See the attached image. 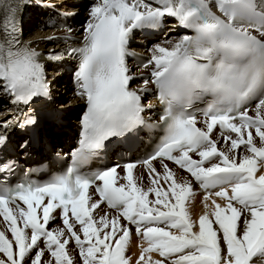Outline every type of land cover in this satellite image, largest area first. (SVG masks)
Here are the masks:
<instances>
[{
  "label": "snow or ice",
  "instance_id": "1",
  "mask_svg": "<svg viewBox=\"0 0 264 264\" xmlns=\"http://www.w3.org/2000/svg\"><path fill=\"white\" fill-rule=\"evenodd\" d=\"M19 11L17 4L0 12V92L30 107L50 95L51 84L41 52L23 40ZM165 18L184 34L149 49L151 79L132 88L133 35L160 29ZM83 31L82 46L64 50L79 61L76 96L85 111L78 147L47 181L0 179V264H133V233L135 264H264V0H92ZM149 92L161 106L155 121L145 116L154 108L145 103ZM34 122L26 116L2 126ZM143 128L159 136L143 160L147 188L133 163L123 165V176L120 165L84 170L110 138ZM20 147L27 151V142ZM166 160L188 175L178 177ZM16 167L0 159V178ZM195 186L204 196L194 220ZM102 203L115 214L96 217ZM57 218L62 226L50 228ZM73 242L78 259L68 251Z\"/></svg>",
  "mask_w": 264,
  "mask_h": 264
},
{
  "label": "bare ground",
  "instance_id": "2",
  "mask_svg": "<svg viewBox=\"0 0 264 264\" xmlns=\"http://www.w3.org/2000/svg\"><path fill=\"white\" fill-rule=\"evenodd\" d=\"M23 1L24 0H0V12H2L4 8L7 6H15L17 4L20 5V11L18 13V16L20 19L21 28L23 32V40L34 41V43L31 46L36 48L37 51L41 52L40 58L41 61L45 64L46 73L47 74L49 73L48 69L50 68L51 72L49 74L51 75L55 74L57 76L54 78L55 85L53 88H51L50 95L48 97L36 98L34 102L31 103L30 107L23 104L15 105L11 102V99L8 96L0 92V129L3 128L2 130L3 133L1 134L6 136L5 143L0 145V158H1V153L3 152V154H5L7 159L16 158L18 161H22L26 166L35 165L37 170H42V168L39 166V164H41L42 162L59 160L57 157L55 158V155L54 156L52 155L56 147H61L63 151H67L65 150V148H63L64 144L67 145L71 142L73 130L75 129V125H78L79 117L81 113L84 111V109L80 112V115L77 118L75 116V113L80 108L79 105H81L83 101L76 96V91L75 92H72L71 90L69 91V86H67L68 84L66 83L67 81L66 78L68 77L67 72L71 60L65 58L64 55H63V59L59 61H52L47 59L49 54L61 55L58 53L60 51H63V48H65L64 45H62V43L55 44V39L52 40L44 39L46 37H56L57 35L60 34L59 30L55 28L52 30V27L50 28L48 26L49 28H47V26L45 25H43L45 30L39 29V27L43 24L41 19H44V16L46 15L48 16L50 15L51 17L55 12H52L53 10L47 7L46 8L40 7V9L38 10L36 7L28 3H24ZM86 1L88 0H46V3L52 4L57 8L69 11L71 16L75 15V19H73L74 24L81 25L86 23L88 19V11H86V9L87 8L89 9L90 4L92 3L90 1L87 4V6L83 8V4ZM73 12L76 13L72 14ZM80 13H82V15ZM80 19H83L81 23H79ZM163 23L166 24L164 26L161 25L160 29H157L155 31L143 30L144 32H142L141 34L140 33L138 34V31H142V30H137L134 33V35H138V37H140L145 42V44H147L149 40L155 38L157 36V33L160 32L162 29H163L162 31L166 29L167 30L160 37H162L163 39L167 38L168 40L173 42L179 36L184 34L182 30L180 31V33H178L180 29L175 27L176 22L174 19L165 18ZM165 26L167 28H165ZM32 31L38 34L37 35L32 34L31 36L28 37V34L31 33ZM160 37L158 39H160ZM157 40H152L151 42H149V44H151L149 46V49H151L152 46L156 43H163V42H157ZM139 45L140 44L133 43L132 40L129 44L130 47H139ZM149 49L147 52L145 51L144 52L151 55ZM140 51H142V49H140ZM55 66H57L58 68L62 67L65 69V71L56 72L55 70H57L58 68H55ZM49 82H51V80H49ZM60 82L62 84H60ZM61 87L62 89H60ZM66 89H67L66 97L68 96V98L66 99L67 100L66 104L68 105L64 107V105L58 104L59 102L62 101L63 99L62 96H59V98H57L55 97L54 94L59 95L58 93L59 91L61 93L62 90H66ZM150 101L153 102V100ZM8 108L11 110L7 112ZM26 116H31L35 122L33 124H28L24 126H21L20 123H17L12 126H9L8 128L2 126L6 120L16 119L22 122ZM66 117H68V119ZM146 129L147 128H143L136 135L131 137H125V139H122V143L124 145L123 147L120 144L119 145L117 144L119 142L116 139L119 137L110 138V140L106 142V146H105L107 159L109 160V158H111L110 156L112 155V153H116L118 151H120L118 157L121 154L122 155L127 154L129 151L134 152L135 151L134 149H136V151L138 152L145 151L150 144L143 141L144 137L148 136L150 139H152L151 132H149L150 130H146ZM143 130H146L147 133L144 132ZM217 136H219L218 133L213 134V138H216ZM26 142H27V151H25L20 147V145L25 144ZM53 144H57L54 149H53ZM219 146L224 147V142L222 140L220 141ZM124 148L127 149V152L126 149ZM110 149H111V153H110ZM23 154L24 155L28 154L29 156L28 161H25L23 158L20 157ZM130 157H132V155H130ZM166 163L168 162L166 161ZM112 164L113 163H111L110 165ZM154 164L159 171H162V169L160 168L159 160L155 161ZM19 167L20 166L17 165L16 169L20 170ZM171 169L177 173L178 177L187 175L186 172L184 171H183L184 173L181 172L182 170L177 169V167H175V169L177 170H175L172 167ZM179 170L181 171L179 172ZM11 173H9V176L11 175ZM133 175L137 178L138 182L144 185L145 188H147L150 185L148 173L143 164L138 165L137 168L133 169ZM197 188L198 186H195L194 188L195 196L193 198V202L190 205L191 215L194 220L198 219V216L202 214L203 211V205L201 204V200L203 199L204 192L200 191L199 188L198 189ZM107 211H110L112 215H114L115 213L114 211L111 210H107ZM56 225H57L56 221L54 223H50V227L52 228L56 227ZM3 227H4L3 218L0 217V228ZM139 242H140L139 239L133 233L131 240V247L130 250L128 251V253L130 252L129 256L133 258V264H135V259L139 254V249L136 246ZM152 255L154 258H158L157 254L153 253ZM255 264H261L259 258H257Z\"/></svg>",
  "mask_w": 264,
  "mask_h": 264
},
{
  "label": "rangeland",
  "instance_id": "3",
  "mask_svg": "<svg viewBox=\"0 0 264 264\" xmlns=\"http://www.w3.org/2000/svg\"><path fill=\"white\" fill-rule=\"evenodd\" d=\"M90 2V0H88V1H86L84 4H83V8H85L86 6H87V4ZM81 15H82V13H80ZM83 21V19H80V21H79V23H81ZM180 31H178V33H179ZM37 35L38 33H34V31H32L31 33H29L28 34V37L29 36H31V35ZM27 37V36H26ZM25 38V37H24ZM32 38V37H31ZM159 38V35H157L156 36V38L155 39H158ZM152 40H154V39H150L149 40V42H151ZM149 42H148V44H149ZM55 68H58L57 66H55ZM48 71H49V73L51 72V70H50V68L48 69ZM47 74V78H48V80H51V82H50V84H51V88H53L54 87V85H55V77L57 76V75H55V74H53V75H51V74ZM71 74V73H70ZM69 73H68V77L66 78L67 79V81H66V83L67 84H70V82H71V75H70ZM137 80H133L132 82H131V85L132 84H134V82H136ZM60 84H62L61 82H60ZM60 89H62V87L60 88ZM70 87H69V91H70ZM66 92H67V89L66 90H62L61 91V93H60V91L58 92L59 93V95L58 94H54L55 95V97H57V98H59V96H62V101L61 102H59L58 104H60V105H64V107H66V105H68V104H66V99L68 98V96L66 97ZM55 93H57V92H55ZM68 103V102H67ZM80 106V108L77 110V112L75 113V116L78 118L79 117V115H80V112L84 109V104L82 103L81 105H79ZM74 107V106H73ZM11 109H7V112L8 111H10ZM5 117V116H4ZM64 118H65V116H64ZM67 119H68V117H66ZM77 135V130L76 129H74L73 130V134H72V138H74L75 136ZM56 145L57 144H53V149L56 147ZM74 145V143L72 142L70 145H68L67 146V150L70 148V147H72ZM169 167L171 168H174L173 167V165H171V164H169ZM175 169V168H174ZM175 170H177V169H175ZM180 172V171H179ZM147 181V180H146ZM144 186V185H143ZM150 198H152V197H150ZM102 207H99L98 209H96V210H94V214H95V216L96 217H99L100 215H103L105 212H107V211H103L102 209H101ZM108 213V212H107ZM115 214V213H114ZM109 215H112V213H109ZM57 226H62L61 224H59V222L57 223V225H56V227ZM68 251H69V253L73 256V257H75V258H77L78 259V250H76V248H75V244H74V242L73 243H71L69 246H68ZM130 253V252H129ZM128 253V255H130ZM45 259H47L48 258V255L46 254L45 255V257H44Z\"/></svg>",
  "mask_w": 264,
  "mask_h": 264
}]
</instances>
